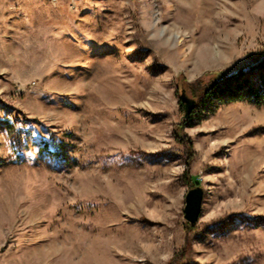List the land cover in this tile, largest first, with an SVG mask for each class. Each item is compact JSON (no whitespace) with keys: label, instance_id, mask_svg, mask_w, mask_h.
<instances>
[{"label":"rangeland","instance_id":"obj_1","mask_svg":"<svg viewBox=\"0 0 264 264\" xmlns=\"http://www.w3.org/2000/svg\"><path fill=\"white\" fill-rule=\"evenodd\" d=\"M263 55L264 0H0V264H264V106L180 127Z\"/></svg>","mask_w":264,"mask_h":264},{"label":"trees","instance_id":"obj_2","mask_svg":"<svg viewBox=\"0 0 264 264\" xmlns=\"http://www.w3.org/2000/svg\"><path fill=\"white\" fill-rule=\"evenodd\" d=\"M188 86L191 95H185L183 100L180 99L186 118L181 128L200 105L214 99L233 102L246 99L256 106H264V55L234 74H225L220 78L213 76L208 81L201 78L189 83ZM186 113H189V116H186ZM186 150L189 166L193 153L190 147ZM186 174H189V169L186 170ZM190 181L192 187L199 185L194 179L190 178Z\"/></svg>","mask_w":264,"mask_h":264},{"label":"water","instance_id":"obj_3","mask_svg":"<svg viewBox=\"0 0 264 264\" xmlns=\"http://www.w3.org/2000/svg\"><path fill=\"white\" fill-rule=\"evenodd\" d=\"M185 94L182 93L180 99H184ZM193 104L195 102H192ZM189 116V113H186ZM203 207V189L200 187L192 188L186 195V205L184 209L185 219L192 224L197 223L202 214Z\"/></svg>","mask_w":264,"mask_h":264}]
</instances>
